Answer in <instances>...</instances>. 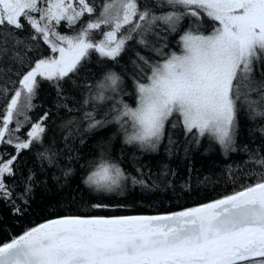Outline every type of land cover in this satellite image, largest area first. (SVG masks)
Returning a JSON list of instances; mask_svg holds the SVG:
<instances>
[{
  "label": "snow or ice",
  "instance_id": "1",
  "mask_svg": "<svg viewBox=\"0 0 264 264\" xmlns=\"http://www.w3.org/2000/svg\"><path fill=\"white\" fill-rule=\"evenodd\" d=\"M164 5L171 10L157 14L151 7H141L140 0H102L99 5L95 0H0V74L10 71L3 66L5 58L25 64L20 45L34 47L12 28L23 30L28 25L34 30L29 41L43 39L53 54L58 53L36 60L34 66L29 62L27 71L16 73L18 81H8L19 87L13 89L0 125V144L13 145L18 154L43 143L47 113L31 124L27 139H13L21 121L9 129L14 114L24 115L21 108L34 107L37 77L63 80L91 51L115 61L136 36L138 43L147 46L144 37L159 24L167 26L161 31L175 32L180 21L189 17L195 18L199 28L206 16L213 22L211 31H185L180 36L179 54L166 53L165 44L153 49L161 57L159 61L150 63L139 57L150 72L136 81V106L117 101L119 107L111 111L116 113L113 120L128 145L155 150L165 137L166 124L171 123L193 133L197 143L208 136L225 151L235 150L241 107L250 119L264 120V71L259 73L260 79L255 74L256 65H264V0H157V7ZM86 13L92 18L76 28ZM61 22L74 34H60L57 26ZM102 26L103 38L96 39L95 30ZM125 26L131 27L122 32ZM137 67L143 71L142 65ZM122 83L119 75L108 72L95 83L90 99L103 102L111 98L105 93L118 94ZM89 88L91 91L92 86ZM8 91L0 85V92L7 95ZM85 118L90 130L109 122L95 119L92 112H86ZM260 131L264 134V128ZM4 156L7 158H0V198H9L12 193L6 187L5 174L14 175L16 156L0 152ZM256 163L264 168V157ZM87 167L84 183L96 193L122 192L128 180L145 185L144 180L126 174L104 150ZM0 264H264V178L233 194L168 214L51 219L0 242Z\"/></svg>",
  "mask_w": 264,
  "mask_h": 264
},
{
  "label": "trees",
  "instance_id": "2",
  "mask_svg": "<svg viewBox=\"0 0 264 264\" xmlns=\"http://www.w3.org/2000/svg\"><path fill=\"white\" fill-rule=\"evenodd\" d=\"M101 2L95 0L97 5ZM140 4L153 8L157 14L171 10L167 5L157 7V0H140ZM90 18L86 13L75 27ZM194 20L185 17L175 32L161 31L167 26L159 24L155 32L144 37L147 46L138 43L139 36H136L126 43L115 61L91 51L77 70L63 80L48 81L37 77L39 86L33 99L34 107L30 110L21 108L24 115L14 114L9 129L16 127L17 120L21 121L20 131L13 133V139L16 136L27 139L31 124L40 122L47 113V119L43 120L46 129L43 143L18 154L13 145L0 144V152L16 156L14 175L5 174L6 187L12 195L0 198V242L63 216L156 215L181 211L233 194L264 178L261 176L264 168L256 163L264 157V134L260 131L264 128V120L250 119L244 107L238 113L235 150L228 151L208 136L197 143L193 133H186L182 125L172 127L171 123L166 124L165 137L155 150L142 149L139 145L125 144L124 133L113 120L116 113L111 110L114 106L119 107L117 101L136 106V81L150 72L139 57L155 63L161 57L153 49L166 44L163 49L166 53L178 52L180 36L185 31L191 29L205 34L211 31L213 22L206 16L199 28ZM128 27L131 26H125L122 32ZM102 30L103 26L101 30H95L96 39L103 38ZM11 31L34 47L19 46V51L26 57L23 66L5 58L3 66L10 71L0 74V85H5L9 91L7 95L0 92V125L13 89L19 87L18 83L8 81H18L20 77L16 73L27 71L29 62L34 66L36 60L55 55L43 39L28 40L34 32L28 25L23 30L12 28ZM57 31L62 35L74 34L66 22H61ZM8 47H13L11 39ZM137 65H142L143 71ZM261 71H264V65L257 64L255 74L258 79ZM108 72L122 78L119 93H105L111 98L103 102L90 99L95 92V83ZM89 86H92L91 91ZM85 99H88L87 104ZM86 112L94 113L97 120L109 122L103 128L90 130ZM102 150L119 163L126 174L144 180L145 185L132 184L128 180L122 192L100 194L91 191L84 183L89 173L87 164ZM41 153L45 155L42 157ZM68 170H71L70 174L65 175ZM26 187H30V191L26 192ZM94 204L111 207L97 209L92 207Z\"/></svg>",
  "mask_w": 264,
  "mask_h": 264
},
{
  "label": "rangeland",
  "instance_id": "3",
  "mask_svg": "<svg viewBox=\"0 0 264 264\" xmlns=\"http://www.w3.org/2000/svg\"><path fill=\"white\" fill-rule=\"evenodd\" d=\"M180 49H181V47H180ZM179 52H180V50H179L177 53L179 54ZM55 55H57V56H58V53H56Z\"/></svg>",
  "mask_w": 264,
  "mask_h": 264
},
{
  "label": "water",
  "instance_id": "4",
  "mask_svg": "<svg viewBox=\"0 0 264 264\" xmlns=\"http://www.w3.org/2000/svg\"><path fill=\"white\" fill-rule=\"evenodd\" d=\"M47 222V221H46ZM43 223H45V222H43ZM38 226V225H37Z\"/></svg>",
  "mask_w": 264,
  "mask_h": 264
}]
</instances>
